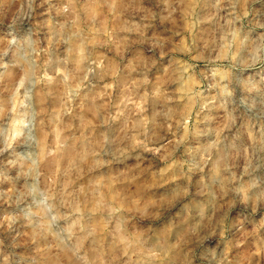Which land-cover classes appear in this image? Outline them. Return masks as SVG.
Segmentation results:
<instances>
[{
    "label": "rangeland",
    "instance_id": "rangeland-1",
    "mask_svg": "<svg viewBox=\"0 0 264 264\" xmlns=\"http://www.w3.org/2000/svg\"><path fill=\"white\" fill-rule=\"evenodd\" d=\"M0 264H264V0H0Z\"/></svg>",
    "mask_w": 264,
    "mask_h": 264
}]
</instances>
